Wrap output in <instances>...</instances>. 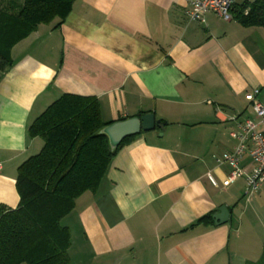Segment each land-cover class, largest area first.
I'll list each match as a JSON object with an SVG mask.
<instances>
[{
    "label": "crops",
    "instance_id": "0c3cea01",
    "mask_svg": "<svg viewBox=\"0 0 264 264\" xmlns=\"http://www.w3.org/2000/svg\"><path fill=\"white\" fill-rule=\"evenodd\" d=\"M22 2L0 0L12 12ZM186 7L74 0L59 26L15 44L0 72V206L17 207V169L43 147L30 126L65 94L95 99L105 123L152 113L165 124L119 148L64 218L72 264H264V183L251 197L244 179L223 188L230 168L214 160L254 118L247 95L257 89L264 104V27L213 13L189 21ZM241 167L251 171L247 155ZM220 207L227 223H198Z\"/></svg>",
    "mask_w": 264,
    "mask_h": 264
},
{
    "label": "trees",
    "instance_id": "16d2710c",
    "mask_svg": "<svg viewBox=\"0 0 264 264\" xmlns=\"http://www.w3.org/2000/svg\"><path fill=\"white\" fill-rule=\"evenodd\" d=\"M17 11L0 4V72L12 65V47L41 24L57 27L74 0H22ZM248 8L247 14L244 10ZM233 18L246 26L264 27V0L236 5ZM112 122L101 119L95 99L65 94L50 104L30 126L43 140L40 152L17 169L19 203L0 206V264H72L71 237L63 220L86 192H96L116 151L100 131ZM213 221L210 215L198 223Z\"/></svg>",
    "mask_w": 264,
    "mask_h": 264
},
{
    "label": "built area",
    "instance_id": "2783aa9c",
    "mask_svg": "<svg viewBox=\"0 0 264 264\" xmlns=\"http://www.w3.org/2000/svg\"><path fill=\"white\" fill-rule=\"evenodd\" d=\"M242 1L250 4L255 0ZM235 6L236 0H187L185 16L189 21L205 23L206 14L213 13L224 21H230L233 19ZM247 12L248 8L244 10L245 14ZM257 94L258 90L255 89L247 95L254 118H244L237 124V128L230 132L231 138L236 143L232 151L214 159L218 166L228 165L230 168L221 187L227 188L236 181L244 179L246 197L255 195L264 183V104L256 100ZM246 155L252 164L250 172H246L241 167V161ZM207 176L214 187H220L210 173Z\"/></svg>",
    "mask_w": 264,
    "mask_h": 264
},
{
    "label": "water",
    "instance_id": "95a60500",
    "mask_svg": "<svg viewBox=\"0 0 264 264\" xmlns=\"http://www.w3.org/2000/svg\"><path fill=\"white\" fill-rule=\"evenodd\" d=\"M164 126V122L155 119L152 113H148L107 125L100 131V134L107 137L110 150L114 151L126 137L151 131L156 127L161 130L159 134L161 136L164 131ZM228 218L229 212L225 207H220L219 212L213 215L214 222L218 225L227 223Z\"/></svg>",
    "mask_w": 264,
    "mask_h": 264
}]
</instances>
